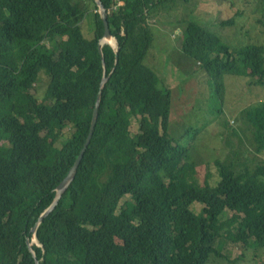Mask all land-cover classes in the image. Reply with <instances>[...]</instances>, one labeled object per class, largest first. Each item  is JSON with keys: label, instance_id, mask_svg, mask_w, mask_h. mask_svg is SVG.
<instances>
[{"label": "trees", "instance_id": "1", "mask_svg": "<svg viewBox=\"0 0 264 264\" xmlns=\"http://www.w3.org/2000/svg\"><path fill=\"white\" fill-rule=\"evenodd\" d=\"M101 2L117 59L101 44L95 0H0V264H209L222 257L213 247L219 239L264 254V163L237 171L219 160L216 176L201 180L191 146L171 131L172 92L145 63L159 9L174 2ZM189 23L177 38L212 77L209 112H221L225 74L264 87V45L233 48ZM98 102L74 179L31 248L34 227L85 148ZM241 115L262 153L264 102ZM203 129L190 128V140Z\"/></svg>", "mask_w": 264, "mask_h": 264}, {"label": "rangeland", "instance_id": "2", "mask_svg": "<svg viewBox=\"0 0 264 264\" xmlns=\"http://www.w3.org/2000/svg\"><path fill=\"white\" fill-rule=\"evenodd\" d=\"M172 1L173 4L159 9L160 14L153 27L151 54L145 61L157 72L162 85L172 92V134L177 139L184 136V141L191 146L192 162L198 166L201 180L208 171L216 176L215 162L219 160L232 161L237 171L246 168L253 170L264 163V151H257L250 126L241 114L245 109L264 102V87L251 86L245 78L225 74L223 100L221 103L217 101L221 112H209L213 106L215 84L205 68L184 54L182 41L177 35L189 22H196L202 27L211 28L225 44L233 48L240 43L264 45V4L249 7V0ZM239 11L244 14L237 17ZM232 17L236 19L234 25L218 26ZM83 29L86 39H91V20L83 23ZM205 72L209 75L206 76ZM26 76L25 70L20 82ZM190 128L204 129L190 140ZM132 132L134 135L138 133L137 123H133ZM202 207L201 204H194L193 211L198 214ZM228 214L232 215L230 212ZM213 247L221 252L222 257L213 254L209 264H264V254L254 248L246 249L242 244L219 239Z\"/></svg>", "mask_w": 264, "mask_h": 264}, {"label": "water", "instance_id": "3", "mask_svg": "<svg viewBox=\"0 0 264 264\" xmlns=\"http://www.w3.org/2000/svg\"><path fill=\"white\" fill-rule=\"evenodd\" d=\"M96 3L98 4V7H99V10H100V14L102 16V19L104 21V24H105V29H106V34H105V37L104 39L102 40L101 44L104 45L106 43H109L112 45V47L115 49L116 51V59H117V47H118V43L117 41H115V39L112 38L110 32H109V27H108V14H107V11L106 9L104 8L101 0H95ZM112 42V43H111ZM113 42H115V45L113 44ZM107 82V79H103V82H102V85L101 87H104V84ZM101 97V93L99 94V99ZM98 105H99V102L97 103V107L94 111V116H93V121H92V128H91V132H90V135L87 139V143L85 145V148L83 149V151L81 152V155L79 156V158L77 159L75 165L73 166V168L71 169L69 175L66 177V179L62 182V184L60 185V187L58 188L57 190V197L54 201V203L51 205V207L40 217L39 219V222L37 223V225L34 227L33 229V233L36 235L37 233V230H38V227L40 226V224L44 221V219L49 216L53 210L55 209V207L57 206L59 200L62 198V195L63 193L66 191V189L69 187V185L71 184V182L73 181L74 179V176L76 174V171H77V168L80 164V161L82 160L83 158V155H84V152H85V149L88 147V144L90 143V140L92 138V135H93V131H94V128L96 126V121H97V112H98ZM37 242V238H34V240L32 241V243H29L30 247L32 248L33 246V243ZM33 251V250H32ZM33 255L34 257L35 256V253L33 251ZM37 264H39L37 262Z\"/></svg>", "mask_w": 264, "mask_h": 264}, {"label": "clouds", "instance_id": "4", "mask_svg": "<svg viewBox=\"0 0 264 264\" xmlns=\"http://www.w3.org/2000/svg\"><path fill=\"white\" fill-rule=\"evenodd\" d=\"M63 194H64V193H63ZM34 235H35V234H34ZM34 238H37L36 235L34 236ZM33 240H34V239H33ZM37 243H38V240H37V242H35V243H33V244H37Z\"/></svg>", "mask_w": 264, "mask_h": 264}, {"label": "bare ground", "instance_id": "5", "mask_svg": "<svg viewBox=\"0 0 264 264\" xmlns=\"http://www.w3.org/2000/svg\"><path fill=\"white\" fill-rule=\"evenodd\" d=\"M116 8V7H115ZM160 8V7H159ZM117 9V8H116ZM116 41V40H115ZM112 43V42H111ZM113 44L115 45V42H113Z\"/></svg>", "mask_w": 264, "mask_h": 264}, {"label": "crops", "instance_id": "6", "mask_svg": "<svg viewBox=\"0 0 264 264\" xmlns=\"http://www.w3.org/2000/svg\"><path fill=\"white\" fill-rule=\"evenodd\" d=\"M181 34V33H180Z\"/></svg>", "mask_w": 264, "mask_h": 264}]
</instances>
